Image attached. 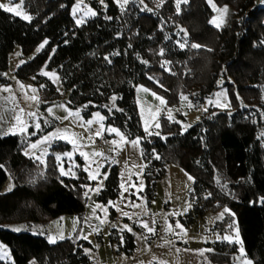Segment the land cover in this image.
I'll use <instances>...</instances> for the list:
<instances>
[{
  "label": "trees",
  "instance_id": "trees-1",
  "mask_svg": "<svg viewBox=\"0 0 264 264\" xmlns=\"http://www.w3.org/2000/svg\"><path fill=\"white\" fill-rule=\"evenodd\" d=\"M214 1L233 8L220 29L210 23L213 9L207 0L181 2L179 11L177 0H165L153 12L141 9L140 0H129L125 8L106 0L105 9L93 0L97 14L82 25L72 16L75 0H24L30 20L0 9V85L16 46L29 56L47 40L17 68V76L33 77L50 101L67 94L68 104L83 106L85 117L101 110L107 125L120 127L130 138L141 137L150 199L166 163L184 168L195 178L191 220L227 206L231 212L216 228L225 231L235 219L246 255L253 264H264V6L256 0ZM44 66L57 71L65 94L39 73ZM221 76L231 95L236 99L238 90L246 106L235 100L232 109L210 108L186 130L164 116L161 135L143 129L136 102L139 84L170 105L178 104L183 93L200 104L217 89ZM25 145L24 136L4 135L0 129V189L10 175L14 180L12 190L0 193V239L14 264L32 258L39 264H94L87 252L91 244L77 235L50 242L47 235L4 227L46 223L64 214L82 217L86 209L89 179L81 156L75 175L64 176L56 153L70 150L68 143L53 144L45 164L27 156ZM118 190L119 172L113 165L99 200L115 199ZM125 238V250L131 253L135 237L126 232ZM238 252L235 242L215 241L207 257L230 264Z\"/></svg>",
  "mask_w": 264,
  "mask_h": 264
},
{
  "label": "rangeland",
  "instance_id": "rangeland-1",
  "mask_svg": "<svg viewBox=\"0 0 264 264\" xmlns=\"http://www.w3.org/2000/svg\"><path fill=\"white\" fill-rule=\"evenodd\" d=\"M91 1L93 0H75L72 7L75 21L82 18L85 23L95 16H85V10L97 14V9ZM97 1L106 8V0H103V3ZM164 1L150 0L148 3L143 0L141 9L156 11ZM207 1L213 9L210 23L218 29L222 28L233 8L229 5L220 6L214 0ZM255 2L257 6H264V0ZM21 3L22 6L18 9L21 15L17 16L23 18L27 15L31 19L24 0H12L11 5L9 0H0V4L12 7ZM78 6L81 11L74 12ZM126 6L127 4L123 8ZM12 14L16 15L14 12ZM44 42L29 56H24L19 45L10 54L9 66L4 72L6 82L0 85V129L4 135L24 136V153L43 164L46 163L53 144L68 143L70 150L56 153L58 169L64 176H74L78 165L77 156H81L83 169L89 179L85 186L86 209L82 217L78 214H64L46 223L22 222L5 224L4 227L13 231L19 229L47 235L50 242L77 235L91 244L87 252L94 264H216L207 257V251L215 241L237 243L239 252L230 264H253V260L246 255L235 219L225 231L216 228L217 222L231 212L227 206L191 220L195 178L184 168L175 163H166V172L157 180L155 196L150 199L146 192L147 162L141 137L130 138L120 127L107 125L106 115L101 110L96 109L90 117H85L83 106L71 107L60 76L54 69L44 66L39 73L49 78L59 93L65 94L55 101H50L45 96L43 85L37 84L33 77L20 79L17 76V68L41 51L46 45ZM185 43L180 42L183 45ZM225 82V78L221 76L217 89L200 104H195L187 93H183L176 105H170L166 97L150 87L139 84L136 87V102L143 129L147 128V133L161 135V118L164 116L171 121H178L182 129L186 130L200 121L210 108L232 109L235 100L246 106L247 103L238 90L235 91V99L224 85ZM262 90L264 118V86ZM30 113L35 115H29ZM88 121L92 123L89 124ZM36 124H39V128ZM21 127L26 130L21 132ZM109 128L118 129V133L107 131ZM97 131L101 132L100 136L95 135ZM137 140L138 143H132ZM33 144L37 146L32 148ZM98 153L102 155H96ZM113 165L117 166L119 172L118 196L104 203L99 200V195ZM91 176L96 179H91ZM13 187L14 180L10 175L0 193L8 192ZM145 223L152 229L151 232L143 227ZM126 232H131L135 237L136 247L131 253L125 250ZM0 264H14L9 246L1 239ZM28 264L39 262L32 258Z\"/></svg>",
  "mask_w": 264,
  "mask_h": 264
},
{
  "label": "snow or ice",
  "instance_id": "snow-or-ice-1",
  "mask_svg": "<svg viewBox=\"0 0 264 264\" xmlns=\"http://www.w3.org/2000/svg\"><path fill=\"white\" fill-rule=\"evenodd\" d=\"M22 2H23V0H22ZM100 2L101 3H103V0H100ZM117 2L118 3H120L121 4V7L123 8V6L124 5H126V4H128L129 3V0H117ZM180 2H187V0H177V10L179 11V4H180ZM11 3H12V0H9V5H11ZM140 3H143V0H140ZM22 6V3H21V5H17L16 7H12V6H8V5H5V4H0V9H3V10H5V11H7V12H10V13H15L16 15H21V12L20 11H18V9L20 8ZM78 11H81V9L79 8V6L74 10V12H78ZM84 15L85 16H87V15H96V13L95 12H92V11H90V10H85L84 11ZM24 19H30V17H28L27 15H25L24 17H23ZM214 22V21H213ZM76 23L77 24H80V23H83V19L81 18V19H78L77 21H76ZM217 26H219V25H217ZM45 44L47 43V41H45L44 42ZM181 47H184V45L183 44H181L180 45ZM41 47H43V45H41ZM192 47H199L198 45H192ZM161 54H163V50H161ZM45 75H48V73H44ZM43 87V86H42ZM33 91H35V89H33ZM183 98V97H182ZM33 99H36V97H33ZM113 99H115V97L113 98ZM184 99H186V98H184ZM49 112H51V109H49ZM29 115H35L34 113H30ZM67 118V117H66ZM88 123L89 124H91L92 123V121H88ZM36 127L37 128H39V124H36ZM157 127H158V125H157ZM26 129L24 128V127H21L20 128V131L21 132H23V131H25ZM146 131H147V128L145 129ZM107 131H109V132H113V133H118V129H115V128H109V129H107ZM149 134H152V133H149ZM95 135L96 136H100L101 135V132L100 131H97L96 133H95ZM48 138L46 137L45 138V140H47ZM132 143L133 144H136V143H138V140L137 141H132ZM37 145H35V144H33V145H31V147L32 148H35ZM27 154V153H26ZM96 155H102V153H98V154H96ZM87 170V169H86ZM63 171V170H62ZM66 174V173H65ZM91 179H96V177L95 176H91L90 177ZM189 179H191V177H189ZM126 191H127V189H125ZM96 191H99V189H96ZM110 204L112 203V202H109ZM97 207H100L99 205H97ZM95 211V210H94ZM126 215V214H125ZM178 227H179V225H177ZM125 227H127V226H125ZM143 227H145V228H148V231L149 232H151L152 231V229L151 228H149L148 227V225L145 223V224H143ZM16 231H19V229H15ZM130 230V229H129ZM86 238V237H85ZM227 239V238H226ZM248 264H250V262H248Z\"/></svg>",
  "mask_w": 264,
  "mask_h": 264
},
{
  "label": "built area",
  "instance_id": "built-area-1",
  "mask_svg": "<svg viewBox=\"0 0 264 264\" xmlns=\"http://www.w3.org/2000/svg\"><path fill=\"white\" fill-rule=\"evenodd\" d=\"M99 143H100V141H99Z\"/></svg>",
  "mask_w": 264,
  "mask_h": 264
}]
</instances>
